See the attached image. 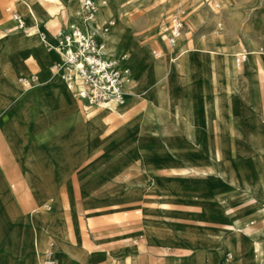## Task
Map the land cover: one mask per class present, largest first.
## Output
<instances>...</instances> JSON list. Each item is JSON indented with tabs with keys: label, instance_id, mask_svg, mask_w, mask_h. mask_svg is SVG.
I'll use <instances>...</instances> for the list:
<instances>
[{
	"label": "crops",
	"instance_id": "crops-1",
	"mask_svg": "<svg viewBox=\"0 0 264 264\" xmlns=\"http://www.w3.org/2000/svg\"><path fill=\"white\" fill-rule=\"evenodd\" d=\"M46 3L54 5L45 2V6ZM15 7L13 2L9 6L0 0V228L4 218V227L30 244L32 224L28 217L31 208L48 200L55 202L52 213L58 218V237L74 251L89 249L83 260L97 262L87 264H154V260H160L159 264H208L207 250L213 264H220L227 254L222 241L229 233L226 224L235 222L248 225L245 227L247 233L243 232L246 238L238 233L240 231L232 236L238 251L236 264L263 263L261 226L253 227L247 222L259 211L258 205H250L246 197L245 202L227 195V188L232 186L205 176L209 185L211 180L221 183L214 192L222 195L224 202L213 198L215 194L205 189L181 187L180 191L186 193L156 191L149 194L143 187L129 186L124 180L114 187L107 170L114 166L99 165L89 159L100 147L109 150L115 140L125 136L113 128L115 103L94 109L99 105H90L74 97L72 90L57 75L51 70H43L41 62L51 67L62 57L56 50L53 51L59 58L45 53V43L40 42L38 34L31 33L37 26L35 16L30 10L18 6L15 10ZM11 11L12 19L9 18ZM14 13L25 18L26 28L15 27ZM69 25H41L40 30L46 40L55 42L57 32ZM112 32L114 30L107 25L100 34L106 45L114 34ZM34 74L39 75L37 82L26 85L21 82L22 78L30 79ZM104 132L105 139L100 136ZM65 145L68 153L60 152L62 162L51 164V157L57 154V158L58 150ZM51 146L55 150L52 151ZM129 162L127 160L126 165ZM213 163H217L215 159L205 168ZM246 164L251 173H260L264 178L258 155L256 160ZM99 167L105 171L98 170ZM75 180L80 186V201L71 204L75 219L69 223L64 202L76 196L73 193ZM180 183L183 182L175 185ZM62 186L66 187L65 193L61 192ZM193 198L196 201H192ZM157 201L167 207H152L151 204ZM226 205L242 209L230 219L224 211ZM135 207H140L144 214L140 217V210H135L133 219L125 225H117L115 220L122 217L123 211H132ZM83 221L96 226L94 235L85 241L81 229ZM247 240L253 253L246 249ZM93 246L97 248L92 249ZM4 255L0 251V260Z\"/></svg>",
	"mask_w": 264,
	"mask_h": 264
},
{
	"label": "rangeland",
	"instance_id": "rangeland-1",
	"mask_svg": "<svg viewBox=\"0 0 264 264\" xmlns=\"http://www.w3.org/2000/svg\"><path fill=\"white\" fill-rule=\"evenodd\" d=\"M4 1L9 6L11 2L15 3V10L17 6L26 9L24 5L17 3V0ZM106 1L107 5L100 8L97 19L100 16L101 25H104L106 21L108 22L110 18L114 19L112 23H108V26L116 34L115 41L109 43L111 45L109 49L114 50V46L124 45L125 49L123 51L135 56L137 62H139L137 63L139 65L138 70L134 65H130L131 74L135 76L138 72L137 86L132 90L136 102L131 110L114 111L113 128L119 134H125V136L115 140L113 147L109 150L100 147L89 161L96 162L99 165L109 164L114 166V169H107L110 173L109 176H112L111 182L114 187L123 180L129 186L143 187L145 192L149 194L156 191L170 194L174 192L186 193L180 191L182 190L181 187H189L205 189V191L215 194V196H212L213 198L223 200L222 195L214 192L216 186L221 185V183L211 180L212 184L209 185V182L205 179V176H209L214 180L221 181L223 184L232 186L227 181L205 174V169L211 167L212 164L206 168L205 165L214 162L213 155L220 149L225 157L230 156L232 158L238 176L243 183L242 185L250 184L253 186L259 178L261 185L264 187L262 175L251 173L246 167L248 161L257 159V149L259 146L264 145V131L257 130L248 133L238 131L234 134L226 133V135L217 132V124L214 119L211 120L208 129L205 128V113L216 114L215 96H224V89L228 88V81L235 88L234 96H237L238 91L244 89L245 85L250 86V89H252V82H259L264 90V55L260 59L256 70L239 66H233L225 70L220 65L219 67L210 65L211 54L205 50L206 47H211L223 54H229L230 52L235 54L241 51L249 53L248 50L254 48L263 50L262 53H264V0ZM46 6L50 7L52 5L46 3ZM182 11H184L182 13L184 25L181 36L176 43L178 49H175L174 45L168 43V35L174 17ZM9 18L12 19V11L9 12ZM97 19L94 22L98 23ZM179 42L184 43L185 47L192 48V51L187 54V70L174 75V73H167V71L170 68V56L174 53L173 56L177 57L181 49ZM154 50H157L160 55L156 56ZM47 51V53L50 52L48 49ZM113 54L119 56L121 50L115 51ZM233 58L237 62V55ZM128 59L126 57L125 60H121L120 64L122 62L126 63ZM42 68L45 71L51 70L47 63L42 65ZM37 78H39V75ZM152 90L157 91L158 98L154 100L156 102H151L147 98L149 91ZM127 96L126 94L125 100H127ZM258 99L262 112L264 109V96ZM144 103L146 104L145 107ZM105 105L93 108L99 110L103 109ZM177 106L180 108L188 107L193 119L195 118L194 122L198 121L194 139L188 130H182L176 123L173 112ZM247 107L252 111L248 115L249 117L257 116L259 118L256 125L263 124L264 119L260 118L259 112L256 111L253 103H247ZM168 108L172 112L170 119ZM158 119H162V121ZM169 120L171 121L168 123L169 128L174 127L179 130V132H175L170 129V133L174 137L172 143L180 149V152L177 153L169 151L161 143L164 136L162 134L165 130L164 126H168L167 122ZM241 122L244 123V120H241ZM216 133L217 135H215ZM100 136L105 139L106 133L104 132ZM50 148L52 151L55 150L54 146ZM58 151L59 156L57 158L59 160L56 158L57 154L53 155L54 158L51 157L50 159L51 164L62 162L60 152L68 153L66 145ZM127 160L130 162L126 165ZM258 160L262 165L264 174V158L258 157ZM64 162L68 163V160L65 159ZM187 166L192 168L190 174H186L184 171ZM157 167L161 168L155 169ZM98 170L105 171V168L100 169L99 167ZM158 172L162 175L154 174ZM74 177H77V171ZM202 180H205V182ZM181 181L183 183L178 186L175 185L176 182ZM74 183L73 193L76 196H73L72 200L64 202V213L69 223L75 219L71 204L76 205L80 201L78 197L80 186L76 180ZM235 188L234 186L231 189L227 188L226 194L236 196V198L243 199L246 202L247 193L241 188L237 190ZM171 189L173 190L171 191ZM65 191L66 187L62 186L61 192L65 193ZM212 197L211 199H213ZM192 201H196V198H193ZM261 201L264 202L261 198L251 199L249 203L250 205L259 206ZM54 204L55 202L47 200L31 208L28 217V222L32 224L30 244L23 241L19 234L14 236V233L6 229L3 218L2 227L0 228V251L5 255L7 254V256H3L0 264H43L46 258L45 252L49 249L53 250L56 264H87V262L92 261L83 260V257L88 255L89 249L77 248L74 251L72 246L67 245L58 237L56 233L58 218L52 213ZM156 205L167 207L166 205H160L159 201L154 205L151 204L152 207ZM236 209L240 210L242 208L236 207ZM34 210H37V212L32 213ZM135 210H140V217L144 214L140 207H135L132 211H123L122 217L115 220L117 225H125L133 219ZM224 211L230 218L226 207ZM125 212L127 214H124ZM40 217H46V229L39 221ZM21 220L26 219L23 217ZM252 221H254V224H251ZM247 222L253 227L261 226L262 233L259 237H264V207H260L259 211L257 210V213ZM81 224L82 237L85 241L94 235L96 226L90 221L87 224L83 221ZM238 233L244 236L243 231ZM244 237L246 238V236ZM51 243L55 245L53 246ZM250 244L247 240L246 249L248 251H251L249 250L251 248L249 247ZM223 247L224 252H227L236 264L238 251L235 243L232 247ZM96 248V246H93L92 249ZM263 252L264 249H261V253ZM206 255L209 261L208 264H213L209 250H207ZM92 262L97 261L93 260ZM159 262L160 260H154V264H159Z\"/></svg>",
	"mask_w": 264,
	"mask_h": 264
},
{
	"label": "bare ground",
	"instance_id": "bare-ground-1",
	"mask_svg": "<svg viewBox=\"0 0 264 264\" xmlns=\"http://www.w3.org/2000/svg\"><path fill=\"white\" fill-rule=\"evenodd\" d=\"M45 2H52V3H54V5L51 4L52 6L46 7ZM101 2L103 4V6L107 5L106 0H101ZM17 3L24 5L26 10L28 12L30 10L33 13V15L35 16V18H36L35 23L37 24V26L35 28H33L31 33L38 34L40 36V42L43 43V45L45 43L46 38H45V35L42 34L43 32L40 30L41 25L55 26V25H58L59 23L62 24L63 26H66L67 24H70V26L78 25L80 28H82L86 31L90 30L91 28L97 27V28H100V32H103V30L108 25L107 21L104 23V25H101V23L99 21L100 16L97 19L98 23L97 22H89L88 20H86L82 14L79 0H17ZM66 13H67V19H66ZM13 20L15 22V27H16L17 21L23 22V27L18 28V29H23V28L27 27V21L25 20V18L21 14L14 13L13 14ZM112 33H114V32H112ZM100 38L102 40L104 49L106 51L109 50L112 53H115V51L118 52L121 50V54H125L126 57L129 58L126 61V63L122 62L121 65L123 68L124 67L130 68V65H134L136 67V69L138 70L139 65L137 63H139V62H137V58L130 53L124 52L123 51L125 49L124 45L114 46V48H115L114 50L109 49V48H111V45H109V43L112 41H115V38H116L115 33L111 37H109L110 39L107 41V45H106L105 41L103 40V38L101 37V35H100ZM50 43H52V42H50ZM179 46L181 47V49L178 52V56L177 57L173 56L174 53L170 56V68L168 69L167 73L172 72V73H174V75H177L178 73L185 72L188 68L187 54L190 51H192V48H189L188 46L185 47L184 43H181V42H179ZM47 49L50 50V52L48 54H50L54 57H58V55L53 51L54 50L53 48L47 47L45 49V51H46L45 53L48 52ZM175 49H178V47L176 45H175ZM205 50H207V52L209 54H211L210 55L211 62L209 64L212 66H218V67L220 65L222 67V69L224 68L225 70H228L229 68H232L233 66H236V67L239 66L241 68H249V69L256 70L257 66H259L260 59H262V57L264 55V53H262L263 50H260V49L256 50L254 48L249 49L248 50L249 53L245 51V56H246L245 62L243 64H238L234 60L233 56L241 53L242 51L241 52L235 51L236 52L235 54H233L231 52L229 54H223V53H220V51H217V49H214L211 47H206ZM189 55H191V54H189ZM195 60H197V59L195 58ZM197 62H198V60H197ZM41 64L45 65V63H43V62H41ZM53 74L57 75L70 88V86L62 79L60 72L59 73H53ZM137 78H138V72L136 73L135 76L130 73L129 81L125 85L126 94L128 95L127 100L124 99L122 103L110 102V103H115L114 104L115 105V107H114L115 111L116 110L117 111H123L126 109H130V110L132 109L133 104L136 102V99H135L136 97L133 95L134 93L132 92V90H134L135 87L137 86V84H136ZM251 84L253 85L252 89H250V86L245 85L244 89H240L237 93V96H234L233 92H234L235 88L228 81V88L226 90L224 89V91H225L224 96L223 97L218 96V95L215 96V99H216L215 112H216V114L212 115L211 113H208V114L205 113V128L208 129L211 120L214 119L216 124H217V132L218 133L222 132L225 134L226 133L234 134L238 131L243 132V133H248V132L257 131V130L258 131H260V130L264 131V123L261 125H256L257 121H259V118H257V116H254V117L248 116L252 113V111L247 107V103L252 102L254 107L256 108V111L259 112L260 118L264 119V109L261 112L260 101L258 99L261 96V94H264V90L261 88V84L259 82H252ZM186 91H187V89H186ZM72 93H73V96L76 97L73 90H72ZM76 98H78V97H76ZM147 98L151 102H156L154 100L156 98H158L157 97V91L156 90L149 91ZM183 101H184V99H183ZM107 104H109V103H107ZM145 105L146 104L144 103V107H145ZM88 110H90V109H88ZM134 111H132V112H134ZM168 112H169V119H170L172 117V112L170 111L169 108H168ZM101 114H103V113L101 112ZM99 115L100 114H98V116ZM173 117H174L176 123L181 127V129L182 130L183 129L188 130L191 133L192 138L194 139V137L196 136L195 135L196 130L198 128L197 127L198 121L194 122L195 118L193 119V116H192L190 109L188 107L180 108L179 106H177L173 112ZM158 120L162 121V119H158ZM219 120H220V122H219ZM241 120H244V123H242ZM97 121H99V120H97ZM170 122L171 121L169 120L167 122V125ZM164 128H165V130L162 133L164 136L162 137L161 143L164 144L169 151L176 152V153L180 152V149H178L174 145V143H172V140L174 137L170 133V129L174 130L175 132H179V130L177 128H174V127L169 128V125L167 127L164 126ZM215 135H217V133ZM197 136H199V135H197ZM257 152H258V157L263 159L264 158V145L259 146L257 149ZM213 156H214V159L216 160L217 163H215V164L213 163L211 167H209L208 169H205V174L211 175L214 178H218V179H222L224 181H227L230 185H232L234 187L238 186L239 188L243 189L244 192L247 193L246 198H248L249 200H251V199L256 200L258 198H261L264 200V187L261 185L259 178L257 179V181L255 182V185H253V186H251L250 184L242 185L243 183L238 176V172H237V169L235 168V165L233 164L232 158H230V156L225 157L222 154L220 149L218 151H216ZM184 171L186 172V174H188V173L190 174L192 172V168L190 166H187L184 169ZM225 207H226V210L228 212L230 219L234 218L239 211L238 209H236V207H234L232 205H226ZM258 207L259 208L264 207V202L261 201V203L259 204ZM39 221L42 223V225L46 229V223H47L46 217H40ZM246 226H248V225L246 224L244 226H241L235 222L234 223L231 222V223L227 224L226 229L228 230L229 233L225 238L223 237L224 246L225 247H232L234 244L232 236L236 233V231H243L246 234L247 233V230L245 229ZM227 255H229V254H227Z\"/></svg>",
	"mask_w": 264,
	"mask_h": 264
},
{
	"label": "built area",
	"instance_id": "built-area-1",
	"mask_svg": "<svg viewBox=\"0 0 264 264\" xmlns=\"http://www.w3.org/2000/svg\"><path fill=\"white\" fill-rule=\"evenodd\" d=\"M80 6L84 18L94 22L103 4L101 0H80ZM183 12H179L173 19L168 35L170 45H175L181 36L184 25ZM113 20L110 18L107 23H112ZM16 26L22 28L23 22L17 21ZM100 34V28L97 27L86 31L78 25H69L68 28L57 32L55 42L45 40V45L56 50L62 57L61 61L53 63L50 69L53 73L60 72L75 96L90 105L122 103L126 96L125 85L129 81L131 69L123 68L120 64L121 60L126 59L125 54L114 56L104 49ZM154 53L156 56L160 55L157 50H154ZM245 59V52L237 54L238 64L244 63ZM37 81L35 74L30 79H21L24 85ZM45 253L43 264H56L53 250L49 249ZM221 264L234 263L226 254Z\"/></svg>",
	"mask_w": 264,
	"mask_h": 264
}]
</instances>
